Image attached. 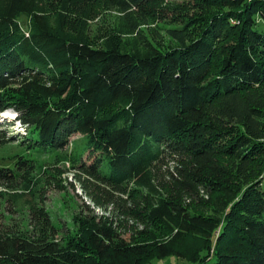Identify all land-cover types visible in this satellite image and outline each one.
<instances>
[{
  "label": "trees",
  "instance_id": "obj_1",
  "mask_svg": "<svg viewBox=\"0 0 264 264\" xmlns=\"http://www.w3.org/2000/svg\"><path fill=\"white\" fill-rule=\"evenodd\" d=\"M184 1L198 13L166 43L151 28L165 0H59L55 27L47 0H0V112L18 111L37 144L80 133L94 154L75 173L93 203L76 231L58 239L34 207L39 233H0V264H264V0ZM96 3L119 13L101 47Z\"/></svg>",
  "mask_w": 264,
  "mask_h": 264
},
{
  "label": "rangeland",
  "instance_id": "obj_2",
  "mask_svg": "<svg viewBox=\"0 0 264 264\" xmlns=\"http://www.w3.org/2000/svg\"><path fill=\"white\" fill-rule=\"evenodd\" d=\"M158 7L157 16L151 22V28L158 26L159 39L168 42L165 29L176 26L184 18L193 17L198 13L194 2L184 0H165ZM48 17L55 27L59 0H47ZM93 16L88 21V37L91 44L101 47L108 36L119 38L115 32L119 13L108 5L94 4ZM71 27L69 33H73L80 25L83 12L71 13L68 16ZM20 30L29 34V17L22 15L18 18ZM150 28V29H151ZM155 31V30H154ZM125 41L124 37H121ZM8 118L0 115L1 136L4 143L0 144V165L14 166L18 156L28 159L20 168L14 166L16 177L7 185H0V233L21 234L35 236L39 233V227L35 224L32 209H43L47 213L55 236L66 240L77 228V218L85 205L93 207L92 201L85 195L81 185L77 182L75 173L80 163L91 164L94 154L86 150L87 139L80 133L72 134L64 146L49 148L31 140V131L18 115V111L9 108ZM13 116V118L10 116ZM16 114L18 115L16 117ZM13 119V120H12ZM30 135V136H29ZM76 158L77 163L73 162ZM108 163L104 161L101 171L107 173ZM264 188V181L261 183ZM132 183L127 184V189H132ZM96 211L101 212L100 209ZM152 264H190L176 256L165 259H155Z\"/></svg>",
  "mask_w": 264,
  "mask_h": 264
},
{
  "label": "clouds",
  "instance_id": "obj_3",
  "mask_svg": "<svg viewBox=\"0 0 264 264\" xmlns=\"http://www.w3.org/2000/svg\"><path fill=\"white\" fill-rule=\"evenodd\" d=\"M18 115H19V113H18ZM18 115L16 114V117H17Z\"/></svg>",
  "mask_w": 264,
  "mask_h": 264
}]
</instances>
